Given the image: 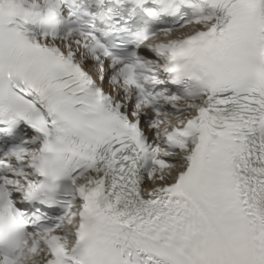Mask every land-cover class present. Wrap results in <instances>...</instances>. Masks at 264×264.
Wrapping results in <instances>:
<instances>
[{
  "label": "snow or ice",
  "instance_id": "6c2138e0",
  "mask_svg": "<svg viewBox=\"0 0 264 264\" xmlns=\"http://www.w3.org/2000/svg\"><path fill=\"white\" fill-rule=\"evenodd\" d=\"M0 264H264V0H0Z\"/></svg>",
  "mask_w": 264,
  "mask_h": 264
}]
</instances>
